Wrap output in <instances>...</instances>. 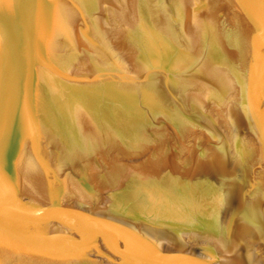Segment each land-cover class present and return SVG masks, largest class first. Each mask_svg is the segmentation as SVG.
I'll list each match as a JSON object with an SVG mask.
<instances>
[{
	"label": "water",
	"instance_id": "obj_1",
	"mask_svg": "<svg viewBox=\"0 0 264 264\" xmlns=\"http://www.w3.org/2000/svg\"><path fill=\"white\" fill-rule=\"evenodd\" d=\"M10 173L47 174L54 192L77 175L88 196L106 176L112 197L166 216L200 199L228 234L240 226L224 261L256 263L264 193L252 211L246 187L264 181V0H0V264H211L203 252L218 250L189 242L199 230L57 192L48 204ZM219 185L236 213L208 197Z\"/></svg>",
	"mask_w": 264,
	"mask_h": 264
},
{
	"label": "bare ground",
	"instance_id": "obj_2",
	"mask_svg": "<svg viewBox=\"0 0 264 264\" xmlns=\"http://www.w3.org/2000/svg\"><path fill=\"white\" fill-rule=\"evenodd\" d=\"M13 176V180H15L16 185L25 188L32 197H36L41 201H44L45 203H51V201L55 197V192L60 193L67 204L69 205H80L82 201V198L84 199L87 197L90 201L89 203H94L98 202V200H102V203L107 204V207L114 208L113 210L123 214V215H128L133 218H139L142 220H147V221H152L153 223L156 224H161V225H167L169 227H174V228H188L189 230H199L201 233L208 238L206 239L207 241H210V244L202 243L199 240L193 241L190 240L189 242L192 243L193 245L200 244L202 246H205L207 248H210L212 251L218 250L216 253L221 254L218 255V257H214L213 254H209L208 252H203L206 255L205 259L210 258L211 264L216 262V264H240L239 260L241 259L240 253L237 251L233 254V257L231 259H226L224 261L225 256L227 257L229 254L228 249L230 250L231 241H234V243H238V237L240 234V226L236 224L234 226V232L233 236L232 234H228V231L225 226L222 224H218L214 219L209 220V218H205L204 215L202 214L200 209V199L199 203H193L192 205L190 204L189 208L187 207V210L181 213H176L175 215H168L166 216L167 211L165 210L166 208H163L161 210H156L151 208L148 205L145 206H140L138 204V198H134L132 195H129L128 193L118 192L116 191L115 193L117 194V197H112L113 192H108L107 187L112 186L110 182V179L104 176L108 181L106 180L107 184H105V181L102 182L101 188L98 190L97 193L92 196H88L86 194L85 188L81 184L79 178L77 175H66V174H58V179H56V189L55 192L53 190V187H50L48 184L47 180V174H37V173H10ZM248 185L246 187V193L248 195V199L246 203L248 204L249 210L252 211H257L259 204V197L262 196L264 193V181H247ZM195 186V185H194ZM113 187V186H112ZM117 187L114 186V188ZM196 187V186H195ZM228 187H230L228 185ZM227 186L224 187L222 185L219 186H214L212 187V190L208 188L207 193H209L208 197H210L211 193H214V204H219L222 207L223 212H230L231 213H236L238 211V208L235 207L236 203L231 202L229 200V197H231L229 192H232V188H228ZM197 188V187H196ZM118 189V188H117ZM121 189V188H120ZM201 190V186L199 187ZM198 189V190H199ZM104 190V191H103ZM199 190V191H200ZM204 190V189H203ZM100 191L105 192L101 197L99 198ZM223 191L225 193H223ZM202 193V191H200ZM220 192V193H219ZM108 193V194H107ZM114 193V194H115ZM206 193V194H207ZM245 193V194H246ZM102 194V193H101ZM203 194V193H202ZM229 195V196H228ZM223 198L226 201H223ZM245 200V199H244ZM86 201V200H85ZM226 202V204H225ZM202 203V202H201ZM99 204V203H98ZM96 205V203H95ZM260 207V206H259ZM155 241H158L157 243L163 244L165 246H172L174 245L175 247H180L182 246L181 243L182 241L179 240H172L170 237H166V235H163L162 233H156L155 235ZM205 239H203L205 241ZM162 242V243H161ZM187 241V243L189 244ZM217 242L218 246L216 247L215 244ZM183 243V244H187ZM260 246H263L262 244H259ZM253 247H255L253 252V256L256 259V263L254 264H263L264 262V251H259L256 248V243H254ZM215 248V249H213ZM234 248V247H233ZM232 248V249H233ZM263 250V249H262ZM228 251V252H227ZM261 253V254H260ZM65 254V253H64ZM222 255L224 257H222ZM56 254H52V257L48 258L56 264H65V257L64 259H58V257H55ZM34 260V259H32ZM31 259L24 258L23 259V264H35L34 261Z\"/></svg>",
	"mask_w": 264,
	"mask_h": 264
},
{
	"label": "rangeland",
	"instance_id": "obj_3",
	"mask_svg": "<svg viewBox=\"0 0 264 264\" xmlns=\"http://www.w3.org/2000/svg\"><path fill=\"white\" fill-rule=\"evenodd\" d=\"M102 193V194H101ZM105 192H103V191H100V194H98V195H103ZM108 194V193H107ZM60 196H61V194H60ZM62 198H63V196H61ZM64 199V198H63ZM86 200V201H85ZM82 201L83 202H86V203H89V202H92V201H90L87 197H85L84 199L82 198ZM96 203V205H99V206H103V207H107V204H104V203H102V200H98V202H94L93 204H95ZM99 203V204H98ZM92 204V203H91ZM112 209H114V208H112ZM208 236V235H207ZM195 238H197L199 241H201L202 243H208V244H210L209 242L210 241H207L206 239H205V241L203 240V239H201V238H198V237H195ZM213 245H215V244H213ZM216 246V245H215ZM218 246V245H217ZM216 246V247H217ZM56 258L58 257V259L60 258V259H64V257H65V255H64V253L63 254H56V256H55Z\"/></svg>",
	"mask_w": 264,
	"mask_h": 264
}]
</instances>
